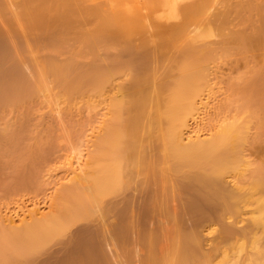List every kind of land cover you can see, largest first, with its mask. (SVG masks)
<instances>
[{"label":"rangeland","instance_id":"obj_1","mask_svg":"<svg viewBox=\"0 0 264 264\" xmlns=\"http://www.w3.org/2000/svg\"><path fill=\"white\" fill-rule=\"evenodd\" d=\"M170 2L0 0V33L4 35H1L2 42L0 40L3 46L0 47V264H58V261H68V257L72 258L73 254L68 255L67 251L78 241L80 235H86L87 239L89 236L93 237L100 247L102 242L103 251L106 253L103 255L108 264H153L154 258L165 259L162 261L166 264L169 258L165 253L170 250L175 239L173 237L177 233H185L181 232V229L185 230L189 223L190 226L193 225L194 220L197 222L200 216V213H197L199 211H195L194 216L192 212H189V215L182 213L184 219L191 215L192 221L187 217L189 220L186 221V218L184 223H188H185V227H180L181 219H174L181 211L182 206L179 205L188 201L187 199L192 197L191 194L198 197L197 191L201 187L199 188L200 183L197 185L194 179L189 182L184 177L185 174L195 172L196 168L182 165L179 172L172 170L175 160L169 154L164 135L167 124L166 120L161 118L164 114H160L166 107V96L169 95L173 81L178 77L182 60L190 59L199 49L205 51V56L200 55L197 60L203 64V69H200L203 77L200 76L206 78L200 79L206 81V84L203 82L204 87L199 80L200 86L203 87L201 92L218 94L216 101L211 102V117L208 116L206 123L209 130L203 137H209L222 122H229L233 118L238 126H242L240 131H243L244 137L240 140L242 143L239 141V145L236 144L239 146L238 151L240 150L238 156H242L243 161L239 158L240 174L228 169L226 174L222 175L224 178H221L224 179L223 185L226 184V189L239 194L238 199L232 201L238 207L233 204L238 210L237 214H230L232 212L227 209L223 213L220 207L213 205L219 201L213 198L208 200L210 203L213 200L214 202L212 211L211 208H204L207 213L203 210L207 215L203 216L206 220L200 217L203 222L199 219L197 227L194 228L193 225L195 230L192 227L185 230L188 233L189 230L194 232L198 240L201 237V244L200 240L198 241L200 252L192 255L199 254L198 257H189L186 261L188 264H221L222 250L225 249L228 253L237 255L238 264H245L248 261L245 253L249 251L251 235H259L261 242H264V231L254 227L250 219L255 216L250 215L251 211H255L254 199L264 193L256 189L251 190V187L248 189L253 176L261 173L262 178L264 177V0ZM142 50H146L147 54L150 52L148 60L143 64L138 59L134 61V55ZM187 55H190L189 58ZM94 79H98L97 82ZM96 83L99 86H95ZM152 90L160 96V101L153 103L154 93L150 96ZM142 94H148L146 101L152 97V104L148 99L144 105L131 108L132 101ZM195 98V101L199 100L198 96ZM112 128L117 129L119 137L117 149H120L117 154L122 158V176L118 178L120 181L117 180L113 190L110 189L112 192L97 196L90 190V174L97 170L94 171L93 168H98L104 163V156L105 160L108 158L103 150V143ZM73 156L82 157L83 168L76 174L63 178L66 168L69 167L64 162L66 158L70 160ZM151 172L154 173L151 177L158 180L157 188H153L156 181L150 177ZM56 180H59L57 185L53 183ZM153 181L154 185L151 183ZM180 181L182 187L186 184V188L183 193L178 194L181 186L177 184H180ZM221 182L223 183V180ZM149 183L153 186L150 187ZM172 186L179 188L176 190L178 198L183 199H179V205L173 202L176 200L173 197L175 192L169 195L173 199L167 195ZM148 187V192H151V188L156 189L152 192L157 200L155 202L159 203L162 199V205L154 203V195L148 194L150 198L153 197V202L150 199L147 201H151L149 206L154 208L153 217L147 214L150 218H144L146 214L139 212L134 213V216L139 217L138 223L147 219L143 224L151 229L148 231L154 230L158 239L155 234V239L150 235L152 232L146 236L147 229L142 234L141 227L136 226L140 223L134 226L135 229L138 227V230H134L132 226L128 236L131 235L130 238L134 240L130 239V243L127 242L128 237L126 241L121 240L119 236L116 239L113 230H116L115 227L119 228L117 225L120 226V220L125 219L119 217V211L124 205L131 206L133 202L138 201L141 194L147 193V190H142ZM74 198L80 201L79 207L74 206L78 205ZM31 199L47 202L39 214L27 217L22 222L16 220L9 223L4 219L3 212L7 209ZM136 203L135 207H138ZM152 203L154 205H151ZM173 206L180 211L177 210V216L172 218ZM76 207L80 209L76 211ZM166 209H169L168 214ZM57 212L62 217V231L54 237V234H51V239V236H47V240L43 238L46 241L41 242L42 245L39 242L27 248L25 244H21L22 238L12 236L16 231L52 215L55 218ZM174 212L175 209L173 214ZM120 214L122 216L121 212ZM197 214L199 215L196 221ZM134 216L131 218H136ZM216 217H220L218 223H215L218 220ZM222 223H226V227L228 224L233 226L237 232L232 236L227 235L225 228L224 232L222 231ZM143 224L141 222L142 230L146 228H143ZM136 231L141 233L136 235ZM242 233L246 234L245 237ZM141 239H146V242ZM121 241L126 244L121 245ZM131 241L135 243L132 244ZM5 242H8V245ZM16 243L21 244L19 250L20 246ZM238 244L245 247L237 250ZM22 246L30 253L26 248L23 250ZM151 248L153 250H150ZM75 252H78L77 256L80 255L79 250ZM150 252H153V255Z\"/></svg>","mask_w":264,"mask_h":264},{"label":"bare ground","instance_id":"obj_2","mask_svg":"<svg viewBox=\"0 0 264 264\" xmlns=\"http://www.w3.org/2000/svg\"><path fill=\"white\" fill-rule=\"evenodd\" d=\"M171 2H172V0H170ZM170 2V3H171ZM201 16V15H200ZM221 16V15H220ZM219 18H221V17H219ZM218 19V18H217ZM0 32H1V30H0ZM1 35L2 36H4L2 33H0V40H1V42H2V40L3 39H1ZM2 38H4V37H2ZM4 40H5V38H4ZM9 40V39H8ZM7 40V41H8ZM0 42V43H1ZM166 43V42H165ZM4 44V43H3ZM1 45V44H0ZM1 48L3 47L2 45L0 46ZM145 49V48H144ZM134 53H136V52H134ZM149 53L150 52H148V54H147V51L146 50H142V51H140L138 54L136 53L134 56H135V59H134V61H136L137 59L139 60V61H141L142 63L141 64H143V63H145L148 59H147V57L149 56ZM191 53V52H190ZM203 53H205V51L203 52L201 49H199V51L197 52H194L193 53V55L191 56V58L190 59H188V60H186V59H184V61L182 60V62H181V68H180V72L178 73V77H177V79L175 80V81H173L174 83L172 84V87H171V89L169 90V95L168 96H166V97H168V102H167V104L165 103V108H163L164 109V111H162L163 113L162 114H160V115H163V117H161V118H163V119H165L166 121V124H167V126H166V128H165V131H164V135H165V138H166V141H167V144H168V147H169V154L173 157V159L175 160L174 162L175 163H173V165H172V170H174V172L175 171H180L179 169H180V167L182 166V165H187V167H191V168H196L197 170L195 171V172H191L190 174H185L184 175V177L186 178V180H188L189 182L191 181V182H195V181H197V185H198V183H200L198 186H199V188H200V190H201V192H200V190L199 191H197V192H199V194H198V197H195L194 196V194L192 195L191 194V196H188V197H191V198H188L187 200L188 201H184L183 202V205H182V202H181V205H179L180 203H179V201L180 200H183V199H181V198H178L179 196H178V194H180V193H183V191H184V188H186V184H184V187H182L181 185H182V181H180V184H177L178 186L180 185L181 187H180V189L178 188V186H177V188L179 189H177L176 187H173V188H175V189H173V188H171L170 187V190H169V192H167L168 194V196L169 195H171L172 194V192L175 194V196L173 195V197H175V199L177 200V202H176V200H174L173 202H175L176 204H178L180 207H181V211L179 210V208L177 209L175 206H173L174 208H173V210L175 209V211L176 212H174V214H173V210H172V212H171V215H172V218H173V216L175 215V217L178 215V217H176V218H174V219H178V220H180L181 219V223L177 220V222H179V225H180V227H185L184 225H186L188 222H185L184 223V221H185V219L187 218V217H189V216H185L186 218L184 219V216H182V215H184V214H182V213H188V215L191 213V214H193V216L194 215H196V213H195V211L197 212V211H199V212H197V213H200V216L198 217V215L199 214H197V216H195V218H196V221H197V217L201 220V218L205 215V216H207L205 213H207L206 211H207V209H204V208H211V206H213L214 205V207H220L219 209L221 210V211H226V209H227V211L228 210H230L232 213H230V214H233V213H236L237 214V212H238V210L235 208V204L232 202V201H234V199H235V201H236V199H238V197H239V194L237 193V194H235V192H233V191H230V190H228V189H226V184H225V186L223 185L225 182H224V179H221V178H224L223 176V174L225 173L226 174V171L229 169H231V170H233V172H236V174H237V172H238V174H240V172H239V170H238V168L240 169L241 167H238L239 165H240V159L239 158H241V157H239L240 156V153H238V152H240V150L238 151V148H239V141L241 140V138H242V136L244 137V135H242V132L243 131H240V128L242 127H240V126H238V124L237 123H235L234 122V120H233V118H232V120L231 121H229V122H226V123H224V122H220L221 124L219 125V126H217V129L215 130V132L212 134V132H211V134H210V136L208 137L207 136V138H204L203 137V135H205L206 134V132L209 130V129H207L206 128V123H207V120L209 119L208 118V116H210L209 114L211 113V108H212V105L213 104H211V102L213 101V100H215L216 99V95H217V97H218V94H210L209 95V93H205V94H202V92H201V90H202V88L205 86L204 85V83L206 84V81H202V80H200V79H206V78H201V76H202V74H201V70L203 69L202 68V61L201 62H199V61H197L198 59H199V57H200V55H203ZM133 54V53H132ZM161 54V53H160ZM192 54V53H191ZM189 56L190 55H187V58H189ZM203 56H205V55H203ZM206 58V57H205ZM204 58V59H205ZM132 59H133V57H132ZM137 60V61H138ZM152 60V59H151ZM193 60H195L194 61V63H193ZM200 60H201V58H200ZM202 60H203V57H202ZM133 61V60H132ZM159 61V60H158ZM204 62V61H203ZM196 63V64H195ZM201 63V64H200ZM200 64V65H199ZM68 65V64H67ZM167 65V64H166ZM66 66V65H65ZM201 66V67H200ZM15 67V66H14ZM64 67V66H63ZM70 67H72L71 65H70ZM200 67V68H199ZM13 68V67H12ZM142 68H143V66H142ZM54 69V68H53ZM68 69V68H67ZM78 68H76V70H77ZM81 69V68H80ZM165 69H166V67H165ZM201 69V70H200ZM9 70V69H8ZM14 70V69H13ZM55 70V69H54ZM71 70L72 69H70V71L69 72H71ZM164 70V69H163ZM10 71H12V69L10 70ZM9 71V72H10ZM68 71V70H67ZM82 71V70H81ZM158 71H159V68H158ZM12 73V72H11ZM13 73H14V71H13ZM19 73V72H18ZM54 73H55V71H54ZM77 73V72H76ZM205 73V72H204ZM16 74H17V72H16ZM52 74V73H51ZM160 74V73H159ZM13 75V74H12ZM69 75V74H68ZM79 75V74H78ZM84 75V74H83ZM158 75V74H157ZM161 75V74H160ZM201 75V76H200ZM23 76V75H22ZM66 76H67V74H66ZM13 77V76H12ZM15 77H16V75H15ZM19 77V76H18ZM71 77V76H70ZM203 77V76H202ZM20 78V77H19ZM74 78V77H73ZM83 78V77H82ZM13 79V78H12ZM59 78H57V80H58ZM62 79V78H61ZM79 79V78H78ZM144 79V78H143ZM146 79H148V78H146ZM63 80V79H62ZM93 80V79H92ZM95 80V82H97V80L96 79H94ZM136 80V79H135ZM138 80V79H137ZM145 80V79H144ZM201 81V83H203V87H201L200 86V81ZM14 81V80H13ZM16 81V80H15ZM19 81V80H18ZM70 81H71V79H70ZM81 81V80H80ZM86 81V80H85ZM146 81V80H145ZM87 82V81H86ZM134 82V81H133ZM147 82V81H146ZM14 83V82H13ZM20 83V82H19ZM99 83H100V81H99ZM163 83V82H162ZM18 84V83H17ZM65 84V83H64ZM135 84H136V82H135ZM161 84V83H160ZM164 84V83H163ZM26 85V84H25ZM66 85V84H65ZM95 86L96 85H98V83H96V84H94ZM145 85V84H144ZM63 86V85H62ZM95 86H94V88H95ZM99 86V85H98ZM164 86V85H163ZM171 86V85H170ZM26 87V86H25ZM66 87V86H65ZM161 87V86H160ZM159 90H160V88H158ZM166 89V88H165ZM99 90V89H98ZM150 90V89H149ZM206 90V89H205ZM209 90V89H208ZM207 90V91H208ZM156 91V90H155ZM6 92V91H5ZM20 92V91H19ZM154 93V90H152L150 93H151V95L150 96H152V94ZM19 94V93H18ZM160 95V94H159ZM200 95H201V97H200ZM215 95V96H214ZM147 96H148V94H147ZM145 94H142V95H139V97L136 99V100H134V101H132L133 102V105H130V106H132L131 108H133L134 106L135 107H137L138 105H144L145 104V101H146V97H147ZM199 97L198 99L199 100H197V101H195L196 100V98L195 97ZM160 96H157V94H156V92L153 94V98L152 97H150V99L149 98H147V101L146 102H148V99L151 101V98H152V101H153V103L154 102H156V100H158V101H160V99H158ZM166 99V98H165ZM152 101H151V103L150 104H152ZM216 101V100H215ZM128 104V103H127ZM159 104V103H158ZM141 105V106H142ZM117 106V105H116ZM140 106V107H141ZM116 108H118V107H116ZM128 108V107H127ZM153 108V107H152ZM134 109V108H133ZM132 110V109H131ZM130 110V111H131ZM117 111V110H116ZM161 113V112H160ZM147 114V113H146ZM150 114V113H149ZM132 115L134 116L135 114H133L132 113ZM131 115V116H132ZM146 116V115H145ZM149 116V115H148ZM147 116V117H148ZM188 116H189V118H188ZM211 117V116H210ZM232 117V116H231ZM149 118V117H148ZM152 119H153V117H151ZM235 119H236V117H235ZM239 120V119H238ZM129 121V120H128ZM127 120H126V122H128ZM132 121V120H131ZM162 121V120H161ZM150 122V121H149ZM126 124V123H125ZM152 125V124H151ZM157 125V124H156ZM248 125V124H247ZM153 126V125H152ZM249 126V125H248ZM142 127V126H141ZM144 127V126H143ZM146 127V126H145ZM159 127V126H158ZM139 129V128H138ZM246 129V128H245ZM115 130V131H114ZM116 130L117 129H111L108 133H107V135H106V137H105V139H104V145H103V147H104V151L106 152V155H107V157L108 158H106L107 160H105V158L104 157H106V156H104L103 157V159L105 160H103L102 159V161L104 162L101 166H96V167H98V168H93V170L94 169H97L95 172H92V174H94V175H92V174H90L91 175V179H92V181L90 182L91 184H90V186L92 187V188H90V190H92V192L94 193V195H101V196H103L104 194H106V193H108V192H112V191H110V189H112L113 190V187H114V185H116V182H117V180H119L120 178V176H122V174L120 175V172L121 171H123V169H120L121 167H122V158H119L120 156H118V154L117 153H119V152H117V151H119V149H120V147H119V149H117L118 148V144H119V137H118V134L116 133ZM146 130V129H145ZM140 131V130H139ZM146 132V131H145ZM151 133V132H150ZM249 134V133H248ZM92 135V134H91ZM249 136V135H248ZM201 137H203V138H201ZM246 138H247V135H246ZM243 139V138H242ZM247 140V139H246ZM244 141H245V139H244ZM241 142V141H240ZM247 142V141H246ZM238 145H237V144ZM242 143V142H241ZM237 145V146H236ZM242 145V144H241ZM102 147V148H103ZM241 147V146H240ZM100 148V147H99ZM139 148V147H138ZM140 149V148H139ZM103 151V152H104ZM138 151V150H137ZM142 151V150H141ZM101 152V151H100ZM143 152V151H142ZM99 153V152H98ZM243 153V152H242ZM139 154H140V152H139ZM103 155H105V154H103ZM127 155V154H126ZM138 155V154H137ZM141 155V154H140ZM139 155V156H140ZM143 155V154H142ZM239 155V156H238ZM83 156V155H82ZM118 156V157H117ZM134 157V156H133ZM82 157H80V156H73L70 160H68V158H66V160H65V162H64V164H68V166L69 167H67L66 168V171H65V176L63 177V178H67L69 175H71V174H76L78 171H81L82 170V168H83V165H82V159H81ZM137 158H138V156H137ZM140 158H141V156H140ZM140 158L138 159L139 161H141L140 160ZM101 159V158H100ZM137 160V159H136ZM135 160V161H136ZM241 160H242V158H241ZM243 161V160H242ZM97 164V163H96ZM121 166V167H120ZM93 167V166H92ZM236 170H235V169ZM260 169H262V168H260ZM259 169V170H260ZM264 170V169H263ZM255 171V170H254ZM253 171V172H254ZM177 172V173H178ZM232 172V171H231ZM232 172V173H233ZM152 173V172H151ZM230 173V172H229ZM231 173V174H232ZM242 173V172H241ZM78 174H80V172L78 173ZM153 174L154 173H152L151 175H150V177L151 176H153ZM81 175V174H80ZM156 175V174H155ZM223 175V176H222ZM243 175V174H242ZM252 175L253 174H251L250 176L252 177ZM75 176V175H74ZM78 176V175H77ZM82 176V175H81ZM158 176V175H157ZM229 176V175H228ZM149 177V178H150ZM155 177V176H154ZM233 177V176H232ZM119 178V179H118ZM151 178H153V177H151ZM150 178V179H151ZM228 178H230V177H228ZM253 178H255V179H253ZM253 178H251V180L252 181H250V186L248 187V189L251 187V190H255L256 189V191L258 190H260L261 192H263L264 193V177L262 178V174L260 173H258V176L256 175L255 177L253 176ZM194 179V180H193ZM232 179V178H231ZM230 179V180H231ZM60 180V179H59ZM59 180H56L55 182H53L54 184H58L59 183ZM152 180H154V181H156L155 183H156V185L155 186H153L154 185V181L153 182H151V183H149V186L150 187H152L153 186V188H155L156 186H158L157 185V181L158 180H156V178H153ZM193 180V181H192ZM221 180H223V183L221 182ZM120 181V180H119ZM148 181V180H147ZM160 181V180H159ZM226 181V180H225ZM162 182V181H161ZM166 182V181H165ZM188 182V183H189ZM233 182V181H232ZM147 183V182H146ZM175 183V182H174ZM176 183H179V182H176ZM184 183V182H183ZM196 183V182H195ZM230 183V182H229ZM119 184V183H118ZM228 184V183H227ZM146 186H148L147 184H145ZM152 185V186H151ZM201 185V186H200ZM249 185V184H248ZM55 186V185H54ZM190 186V185H189ZM117 187V186H116ZM150 187H148L147 189L146 188H144L142 191H146L147 190V193H143L142 191V193L144 194H141V196H139V198H138V201L136 200L135 202H133V205H124V207H122V209L119 211V217L122 219V218H124L125 217V219H123L124 221H121L120 220V222H119V224H120V226L119 225H117L119 228H117V227H115V229L116 230H113V231H115V234L114 235H116V239H117V236H119L120 237V239L121 240H127L126 238L128 237V240H127V242L129 241V243H130V239L132 240H134V238H130L131 237V235L130 236H128L129 234H130V231H131V228H133L134 226H135V224H139L140 223V225H136V226H138V227H141L140 228V231H142L143 233L142 234H144V232H145V230L147 229V232L146 233H148V234H145L146 236L147 235H149L150 234V232H152V231H148V230H151V229H149L148 227H146L143 223H146V222H144V221H147V219L146 220H144V221H141L142 222V224L144 225L143 226V228H145L144 230H142V225H141V222H139L138 223V220H139V217L137 216H134L135 214L134 213H137L138 214V212L140 213V214H143V215H145V217L144 218H147L149 215H151L152 216V212L154 211V208H152L153 209V211H152V209L150 208L151 206H149L150 204V202L148 203L147 201H149V199L150 200H152V198L153 197H149V195L150 194H152V195H150V196H153L154 194L152 193L153 191H156V189L154 190V189H150L149 191H151V192H148V189L150 188ZM165 187V186H164ZM157 188V187H156ZM203 188V189H202ZM253 188V189H252ZM115 189V188H114ZM171 189H173V190H171ZM109 190V191H108ZM162 190V189H161ZM160 190V191H161ZM176 190H178L179 191V193L177 194V192H176ZM180 190L182 191V192H180ZM89 191V190H88ZM90 193H91V191H89ZM106 192V193H105ZM197 192H195V194L197 193ZM87 193V192H86ZM104 193V194H103ZM158 193V192H157ZM163 193V192H162ZM185 193V192H184ZM149 194V195H148ZM160 194H161V192H160ZM261 194V193H260ZM259 194V195H260ZM140 195V194H139ZM162 195V194H161ZM177 195V196H176ZM233 195L236 197V198H234L233 197ZM259 195H256V196H259ZM262 195V194H261ZM96 196V198H98ZM101 196L99 197V198H101ZM196 196H197V194H196ZM232 198H231V197ZM91 197V196H90ZM164 197V196H163ZM166 197V196H165ZM171 199H173V197H171V196H169ZM178 199H177V198ZM181 197V196H180ZM89 198V197H88ZM96 198L94 199V198H92V199H94V200H96ZM137 198V197H136ZM157 198V197H156ZM215 199L216 201H219V203H217L216 201V203H214L213 205H212V203L214 202V200L213 201H211V203L209 202L210 201V199ZM228 198H231V199H228ZM241 198V197H240ZM253 198V197H252ZM251 198V199H252ZM48 199V198H47ZM70 199V198H69ZM76 198H74V200H75ZM139 199H140V201L141 202H139ZM159 197H158V201H159ZM166 199V198H165ZM180 199V200H179ZM233 199V200H232ZM254 199V198H253ZM135 200V199H134ZM184 200H186V198L184 199ZM209 200V201H208ZM242 200V199H241ZM255 200V207L253 208V211H254V209H255V211H254V213L251 211V213H250V215H254L255 214V216H251L252 218H250L251 219V224L254 226V227H256V228H258V230L260 229V231L262 230V232L264 231V194L262 195V196H259L258 198H256V199H254ZM71 201H72V199H71ZM79 201V200H78ZM78 201H74L75 203L76 202H78ZM155 201H157V200H155V195H154V203H156ZM161 201H162V199H161ZM161 201L159 202L160 204H161ZM208 201V202H207ZM80 202V201H79ZM79 202H78V205L77 204H73L72 203V205H74V206H77V207H79ZM98 202V201H97ZM136 202H138V203H136ZM152 202H153V200H152ZM165 202V201H164ZM203 202V203H202ZM205 202H207V204L205 203ZM232 202V203H231ZM46 201H44V200H35V199H31V200H28V201H26V202H21V203H18L14 208H10V209H7L5 212H3L4 213V219L5 220H7L9 223H14V222H16V220H19V221H24L27 217H33V216H36L37 214H39L40 213V211L42 210V207L44 206V205H46ZM82 203V202H81ZM126 203V202H125ZM134 203H136V205L138 206V207H135V204ZM148 203V204H147ZM154 203H152L151 205H154ZM158 203V202H157ZM156 203V204H157ZM158 203V205H160ZM172 203V202H171ZM200 203H202V204H200ZM221 203V204H220ZM83 204V203H82ZM139 204V205H138ZM164 204V203H163ZM167 204V203H166ZM165 204V205H166ZM205 204V205H204ZM209 204H211V205H209ZM235 206H234V205ZM71 205V204H70ZM69 205V206H70ZM147 205H148V208H150V210H149V213L147 212V210H148V208H147ZM162 205V204H161ZM160 205V206H161ZM164 205V206H165ZM169 205H170V203H169ZM173 205V204H172ZM175 205V204H174ZM201 205H202V207H201ZM206 205H208V207L206 206ZM221 205V206H220ZM253 205V204H252ZM141 206V207H140ZM177 206V205H176ZM203 206H205V207H203ZM77 207L75 208L76 209V211H78V209H80V208H78L77 209ZM153 207V206H152ZM166 207V206H165ZM168 207V206H167ZM224 207V208H223ZM237 207V206H236ZM201 208H202V210H201ZM213 208V207H212ZM211 208V211L213 210ZM222 208V209H221ZM238 208V207H237ZM157 209H159V208H157ZM172 209V208H171ZM73 210H74V208H73ZM163 210V209H162ZM167 210V214H168V211H169V209H166ZM177 210H179L180 212H178L177 213ZM200 210H201V212H203V210H205L203 213H201L200 212ZM209 210V209H208ZM66 211H67V209H66ZM65 211V212H66ZM80 211V210H79ZM160 211H161V209H160ZM225 211L223 212V213H225ZM234 211V212H233ZM60 212V211H59ZM69 212V211H68ZM120 212L122 213V216H121V214H120ZM147 212V213H146ZM162 212V211H161ZM190 212V213H189ZM58 213V212H57ZM61 213V212H60ZM74 213V212H73ZM81 213V212H80ZM176 213H177V215H176ZM211 213V212H210ZM227 213V212H226ZM257 213V214H256ZM56 214V213H55ZM54 214V215H55ZM63 214H65L64 212H63ZM76 214V213H75ZM133 214V215H132ZM147 214H149V215H147ZM166 214V215H167ZM185 214V215H186ZM227 214H229V213H227ZM58 215V216H57ZM69 215V214H68ZM77 215V214H76ZM125 215H129V216H125ZM132 215V216H131ZM155 215V214H154ZM57 216V217H56ZM56 216H55V218H54V216L52 215V217L50 216V218L48 219H45V220H42V221H37L38 223H35V224H33V225H31L30 227H26V228H24L23 230H21V231H16L15 232V234L13 233V237H19V238H22L23 240H22V243L21 244H25V246H27V248L28 247H30V246H32V245H36V244H38L39 242V244L40 245H42L43 243H41V242H45L47 239H46V237L47 236H51V234H54L53 235V237L55 236V234L56 233H58L59 234V232H60V230H61V228H62V226H63V223H62V217H61V215H59V213L58 214H56ZM61 217V218H58V217ZM71 216V215H70ZM136 217V218H131V217ZM169 216H170V214H169ZM204 216V217H205ZM209 216V215H208ZM72 217H74V216H72ZM127 217L129 218V219H127ZM153 217V216H152ZM151 217V218H152ZM155 217V216H154ZM181 217V218H180ZM201 217V218H200ZM203 217V218H204ZM228 217V216H227ZM64 218V217H63ZM130 218H131V220H130ZM143 218V216H142V219H144ZM148 218H150V217H148ZM183 218V219H182ZM190 219H191V215H190V217H189ZM209 218V217H208ZM132 219L134 220V221H132ZM142 219H140V220H142ZM194 219V218H193ZM199 219H198V221L197 222H195V220H194V223H193V225H194V228H195V226L197 227V225H196V223L197 224H199L198 222H200L199 221ZM205 219V218H204ZM216 219H218V220H216L215 221V223L217 222V221H219L220 220V217L219 218H217L216 217ZM227 219H229V218H227ZM249 219V220H250ZM127 220H129L130 222H134V223H131L130 224V222H128ZM153 220H155V219H153ZM183 220V221H182ZM187 220H189L188 218L186 219V221ZM206 220V219H205ZM240 220V219H239ZM242 221H243V218L241 219ZM240 220V221H241ZM137 223H136V222ZM150 221V220H149ZM189 221H192V219L191 220H189ZM170 222H171V220H170ZM201 222H203L202 220H201ZM234 222H236V221H234ZM237 222H238V220H237ZM168 223V222H167ZM174 223V222H173ZM191 223V224H192ZM218 223V222H217ZM148 224V223H147ZM175 224V223H174ZM190 224V223H189ZM189 224H187V226H186V228H185V230L187 229V227H192V229H193V225H189ZM157 225V224H156ZM182 225V226H181ZM189 225V226H188ZM206 225V224H205ZM224 225V226H223ZM133 226V227H132ZM199 226V225H198ZM138 227H136V229H135V227H134V230H138L139 228ZM157 227H159V226H157ZM209 227V226H208ZM223 229H222V231L224 232V228H225V233L227 234V235H229V236H232V235H234L233 233H235V232H237L236 230L237 229H234L233 228V226L231 227V225L229 226V224L227 225V227H226V223L225 224H223L222 223V226H221ZM221 227H220V229H221ZM179 229V228H178ZM190 229V228H189ZM191 229V230H192ZM197 229V228H196ZM181 230H183V231H181V232H185V233H182V234H179V233H177L176 234V236H174L173 238H175L174 239V241H172L173 239L172 238H170L171 239V241H172V246L170 247V250L168 249L167 251H168V253H167V251H166V253L165 254H168V260H167V262L166 261H164V262H166V264L168 263V264H183L184 263V261H186V259H188L189 257L190 258H196V257H198V255L196 256H192V255H194V254H196V252L197 253H199L200 251V245H199V240H200V238H199V240H198V237L196 236V234L194 233H192L190 230H189V233L188 232H186L185 230H184V228L183 229H181ZM193 230H195V229H193ZM192 230V231H193ZM206 230V229H205ZM235 230V231H234ZM62 231V230H61ZM178 231V230H177ZM232 231H234V232H232ZM178 232H180V231H178ZM180 232V233H181ZM201 232V231H200ZM204 232V231H203ZM230 234H229V233ZM250 232H251V230H250ZM257 232V231H256ZM117 233V234H116ZM141 233V232H140ZM140 233H138L137 231H136V235L138 234H140ZM153 234H150L151 236H153L155 233H154V230H153V232H152ZM173 233V232H172ZM249 233V232H248ZM58 234H56V236L58 235ZM119 234V235H118ZM226 234H225V236H226ZM243 234V236L245 237V235H244V233H242ZM241 234V235H242ZM254 234V233H253ZM251 235V237H250V245H248L249 246V251L247 252V253H245L246 254V259L248 260H246L245 258V260L247 261V262H245V264L246 263H248V264H264V242L262 243L261 242V238L260 237H258V236H255V235ZM262 235H263V233H261ZM156 235V234H155ZM154 235V236H155ZM165 235V234H164ZM112 236H113V234H112ZM153 236V237H154ZM84 237H85V239H84ZM84 237H83V235H82V237H81V235H80V237L78 238V241L73 245V247H71V249L70 250H68L67 251V254L68 255H71V254H73V256H72V258H70V256L68 257V261H67V259H63V258H61V259H63L64 260V262L62 261L61 263L62 264H81V262H82V264H108V263H106V262H108V261H105V257H104V255L103 254H106L104 251H103V247H102V242H101V247L100 246H98V244H97V242L96 241H94L93 240V237H91V236H89V239H87L88 237L86 236V235H84ZM107 237V236H106ZM158 237V235H156V239H158L157 238ZM241 237L242 236H240V240H241ZM46 239L45 241H44V239ZM48 238V237H47ZM52 238V236L50 237V239ZM111 238V237H110ZM136 238V237H135ZM152 238V237H151ZM16 239V238H15ZM15 239H13L14 241H16ZM43 239V240H42ZM49 239V238H48ZM107 239V238H106ZM113 239V238H112ZM120 239H118V240H120ZM140 239V238H139ZM154 239H155V237H154ZM238 239V238H237ZM264 239V238H263ZM8 240V239H7ZM110 240V239H109ZM146 240V239H145ZM145 240H142L141 239V241L142 242H146ZM151 239H149L148 240V243L150 244V241ZM244 240V239H243ZM247 240V239H246ZM8 241H10V240H8ZM123 242V241H121V245H122V243H123V246H124V243L126 244V242ZM137 241V240H136ZM139 241V240H138ZM137 241V242H138ZM152 241L153 242H155V240H153V238H152ZM170 241V240H169ZM248 241V242H249ZM17 242V241H16ZM18 242H19V240H18ZM114 242V241H113ZM6 244L8 243V242H5ZM4 243V244H5ZM112 243V242H111ZM116 243V242H115ZM131 243H132V241H131ZM135 243V242H134ZM134 243H132V244H134ZM139 243H140V241H139ZM165 243V242H164ZM238 243V242H237ZM5 244V245H6ZM11 244V243H10ZM12 244H13V242H12ZM14 244H15V242H14ZM17 244V243H16ZM21 244L19 245V244H17V246H20L19 248H18V250L21 248ZM200 244H201V240H200ZM8 245V244H7ZM118 245V244H117ZM169 245H170V243H169ZM235 245V244H234ZM25 246H22L24 249L23 250H25ZM133 246V245H132ZM151 246V245H150ZM198 246H199V248H198ZM202 246V245H201ZM243 244H238V246H236L237 247V250H239V249H243ZM41 247V246H40ZM100 247V248H99ZM122 247V246H121ZM130 247V246H129ZM153 247V246H152ZM232 247V246H231ZM245 247V246H244ZM26 248V251H28V249ZM39 248V247H38ZM234 248V247H233ZM82 249V251H80ZM100 249H102L101 251H103V252H101L100 251ZM199 249V250H198ZM236 249V248H235ZM30 251H32L31 249H29ZM79 250V252H80V255H78L77 256V254H78V252H75V251H78ZM150 250H153V248H151ZM21 251H22V249H21ZM25 251V252H26ZM106 251V250H105ZM225 251V252H224ZM224 251L222 250V256H223V258H222V260H221V264H238V261L239 260H237L238 259V257H237V255H235V253L233 254V252H232V254L229 252L228 253V250L226 251L225 249H224ZM242 251V250H241ZM23 252V251H22ZM24 252V253H25ZM29 252V251H28ZM69 252V253H68ZM234 252H237V251H234ZM27 253V252H26ZM30 253V252H29ZM77 253V254H76ZM155 253V252H154ZM157 253V252H156ZM144 254V253H143ZM150 254L151 255H153V252L151 253L150 252ZM164 254V253H163ZM65 255H66V252H65ZM108 255V254H107ZM75 256V257H74ZM239 256V255H238ZM118 257V256H117ZM147 257H148V255H147ZM111 258V257H110ZM149 258H150V256H149ZM194 258V259H195ZM99 259H100V261H99ZM192 259H191V261H192ZM243 259V260H244ZM79 260H80V262H79ZM98 260V261H97ZM154 260V262L153 261H150L151 263L153 262V264H164L163 263V261L162 260H165V259H156V258H154L153 259ZM219 260V261H220ZM69 262V263H67V262ZM59 263L58 264H61L60 263V261H58ZM137 263V262H136ZM144 263H146V262H144ZM55 264V263H54ZM57 264V263H56ZM110 264V263H109ZM139 264V263H138ZM184 264H188L187 263V261H186V263H184Z\"/></svg>","mask_w":264,"mask_h":264}]
</instances>
